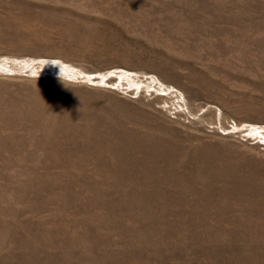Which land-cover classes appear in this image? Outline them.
<instances>
[{
	"label": "rangeland",
	"instance_id": "1",
	"mask_svg": "<svg viewBox=\"0 0 264 264\" xmlns=\"http://www.w3.org/2000/svg\"><path fill=\"white\" fill-rule=\"evenodd\" d=\"M0 264H264V0H0Z\"/></svg>",
	"mask_w": 264,
	"mask_h": 264
}]
</instances>
